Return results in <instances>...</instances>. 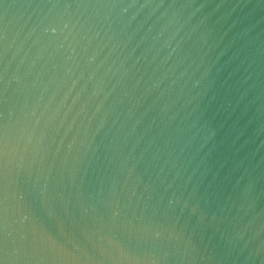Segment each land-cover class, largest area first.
Returning a JSON list of instances; mask_svg holds the SVG:
<instances>
[{"label":"water","instance_id":"obj_1","mask_svg":"<svg viewBox=\"0 0 264 264\" xmlns=\"http://www.w3.org/2000/svg\"><path fill=\"white\" fill-rule=\"evenodd\" d=\"M0 72L2 264H264V0H0Z\"/></svg>","mask_w":264,"mask_h":264},{"label":"snow or ice","instance_id":"obj_2","mask_svg":"<svg viewBox=\"0 0 264 264\" xmlns=\"http://www.w3.org/2000/svg\"><path fill=\"white\" fill-rule=\"evenodd\" d=\"M3 78V73L0 72V252H3L4 248L9 244H15L27 254L36 250L39 245L37 240L30 237L28 234L19 237L18 240L16 238L9 239L11 233H8L7 236L5 235V224L3 219V205L5 203L4 169L6 167L5 159L7 156V146L12 135V129L5 123L4 105L6 103L5 97L7 95V90L3 87ZM153 236L154 238H159L161 232L154 231ZM0 264H2V262H0Z\"/></svg>","mask_w":264,"mask_h":264}]
</instances>
